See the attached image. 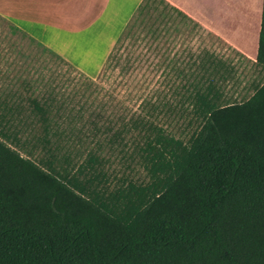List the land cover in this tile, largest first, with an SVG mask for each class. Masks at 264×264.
<instances>
[{"label":"trees","instance_id":"obj_1","mask_svg":"<svg viewBox=\"0 0 264 264\" xmlns=\"http://www.w3.org/2000/svg\"><path fill=\"white\" fill-rule=\"evenodd\" d=\"M255 60L264 72V0ZM197 65L205 90L174 111L186 139L143 115L76 125L53 91L0 93V264H264V80L225 102V64Z\"/></svg>","mask_w":264,"mask_h":264},{"label":"rangeland","instance_id":"obj_2","mask_svg":"<svg viewBox=\"0 0 264 264\" xmlns=\"http://www.w3.org/2000/svg\"><path fill=\"white\" fill-rule=\"evenodd\" d=\"M177 2L193 16L164 0H143L93 78L0 16V93L26 99L53 91L66 101L65 111L77 113L76 125L89 116L143 115L186 139L188 117L174 111L188 107L184 96L205 90V71L196 66L202 57L211 53L225 64L218 82L225 102L248 98L264 80L255 60L262 0ZM54 139L50 147L60 145ZM65 152L62 146L56 151L59 157Z\"/></svg>","mask_w":264,"mask_h":264},{"label":"crops","instance_id":"obj_3","mask_svg":"<svg viewBox=\"0 0 264 264\" xmlns=\"http://www.w3.org/2000/svg\"><path fill=\"white\" fill-rule=\"evenodd\" d=\"M191 15L177 0H164ZM143 0H0V16L93 78ZM193 16V15H191Z\"/></svg>","mask_w":264,"mask_h":264}]
</instances>
